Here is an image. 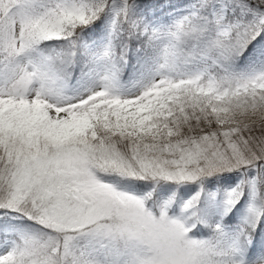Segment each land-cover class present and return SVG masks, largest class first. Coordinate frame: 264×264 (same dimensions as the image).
I'll list each match as a JSON object with an SVG mask.
<instances>
[{
    "label": "snow or ice",
    "instance_id": "6c2138e0",
    "mask_svg": "<svg viewBox=\"0 0 264 264\" xmlns=\"http://www.w3.org/2000/svg\"><path fill=\"white\" fill-rule=\"evenodd\" d=\"M0 264H264V0H0Z\"/></svg>",
    "mask_w": 264,
    "mask_h": 264
}]
</instances>
